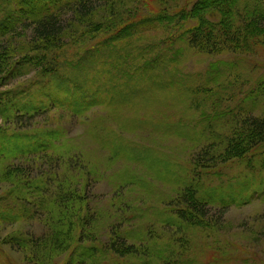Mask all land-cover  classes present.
I'll return each instance as SVG.
<instances>
[{
	"label": "rangeland",
	"instance_id": "obj_1",
	"mask_svg": "<svg viewBox=\"0 0 264 264\" xmlns=\"http://www.w3.org/2000/svg\"><path fill=\"white\" fill-rule=\"evenodd\" d=\"M188 1L193 0H165V6L169 12L176 11ZM169 36V28L160 26L137 33L132 37L133 41L129 38L115 41V46L122 49V55L131 54L135 58H131L133 67L141 61L138 56L144 47L157 44L161 53L178 57L171 63L165 61L155 65L154 70H167L166 82L185 84L189 90L199 88L201 94L192 101H184L183 92L169 88L160 91L150 82L147 88L135 89L140 96L119 101L126 104L121 108L101 105L81 114L71 113L65 105L49 109L32 121L31 130L47 128L54 131L53 139L48 140L52 146L50 156L54 160L48 163L35 159L32 168L36 173L40 166L49 165L50 170L57 172V180H61L67 174L63 163L70 167L69 159L76 161L78 155L84 158L91 173L82 190L85 189L88 198L85 200L87 212L95 215L90 223L93 232L96 228V245L108 247L112 240L110 234L116 229L129 245L148 248L147 255L124 257L106 249L107 254H100L98 264H264V172L260 171L258 162L250 163L247 157L218 166L214 176L202 174L203 193L213 186L226 192V199L229 194L235 197L227 206L219 201L210 205V215L216 220L210 228L179 223L168 209L170 201L182 189L178 179L189 178L191 155L209 143L207 133L212 136L223 134L226 121L240 110L248 112L252 109L253 114L262 112L254 102L261 101L256 95L264 92V47L209 55L190 49L184 41H169ZM74 46L82 47L81 43ZM73 49L66 46L69 55L73 54ZM152 49L157 50L156 47ZM157 59L161 62V58ZM217 67L220 71L214 70ZM111 69L114 75L120 76L122 70L118 65ZM35 78L33 73L24 74L2 90L16 87L26 90ZM119 80L115 78L111 82L122 83ZM124 84L127 88L123 92L134 95L135 83L124 81ZM120 90L118 86L114 90L113 93L117 92L115 99L122 97ZM60 97L64 99L62 95ZM44 100V104H48ZM66 101L62 104H67ZM5 121L0 117V126H6ZM7 127L15 128L12 124ZM19 163L26 165V160L13 161L8 156L0 161V197L3 198L0 199V214L18 216L13 222L0 216V264H27V260H31L29 254H34L33 243L22 248L14 236L31 241V237H43L50 232V220L45 211H51L49 198L54 188H42L31 194L23 192V197L18 196L19 192L7 195L11 182L5 169ZM53 171L47 174L51 175L52 184L57 181ZM40 199L48 201L44 214L28 209L29 201L37 200L39 204ZM81 234L84 236L86 231L76 228L70 248L47 263L64 264L73 257ZM180 236L188 242L185 244L189 250L182 257L171 254L172 261L170 256L162 260L165 257L162 253L171 252L173 240ZM82 264H91V261Z\"/></svg>",
	"mask_w": 264,
	"mask_h": 264
},
{
	"label": "trees",
	"instance_id": "obj_2",
	"mask_svg": "<svg viewBox=\"0 0 264 264\" xmlns=\"http://www.w3.org/2000/svg\"><path fill=\"white\" fill-rule=\"evenodd\" d=\"M165 3V0H0V117L6 120L7 125L15 126H0V161L8 156L13 161L26 160V165L19 163L6 167L5 175L11 182L7 195L19 192L17 195L23 197V192L31 194L42 188L55 190L50 192L51 211H45L48 201L44 199H40L42 202L39 204L37 200L28 202V209L42 214L48 212L50 232L43 237H31V241L13 238L22 248L33 243L34 249L31 250L34 254H29L31 260H27V264H48L53 257L69 249L76 228L85 230L86 234L83 236L82 232L75 245L77 250L64 264H82L88 260L91 264H98L100 254H107L106 249L120 257L148 254V248L141 249L146 246L129 245L116 229L110 234L112 240L108 247L96 245V228L93 232L91 226L95 215L87 212L85 200L88 198L85 189L82 190V186L87 185V175L91 173L84 158L78 155L76 161L69 159L70 167L63 163L67 174L61 180H57V172L50 170L52 167L49 165L40 166L36 173L32 168L35 159L48 163L54 160L50 156L52 146L48 142L53 139L54 131L47 128L31 130L32 121L49 109L65 105L64 108L71 113L81 114L101 105L121 108L126 104L119 101L140 96L141 93L135 89L147 88L150 82L155 83L160 91L169 88L183 92L184 101H192L201 94L199 88L189 90L185 84L166 82L167 70H154L155 65L165 61L171 63L178 56H167L160 52L157 44H151L139 52L141 61L131 67L135 58L131 54L122 55V49L116 48L115 41L131 40L144 30L164 26L169 28V41H184L199 53L216 55L264 47V0H193L171 12ZM80 43L82 47L78 45L75 48L74 45ZM66 46L74 48L73 54H68ZM155 47L157 50L152 49ZM125 56L127 60L123 61ZM158 57L161 58L159 63ZM115 65L122 70L120 76L110 70ZM214 70L220 71V68ZM27 73H33L36 78L26 90L20 87L2 90ZM115 78L122 83L115 81L112 84ZM124 81L135 83L134 95L123 92L127 88ZM117 86L121 88L119 95L122 94L119 99L117 96L115 99L117 92L113 93ZM44 99L48 104H44ZM65 99L67 104H62ZM256 99L258 102L255 101L254 105L262 108L260 114H253L252 109L248 112L240 110L226 121L223 134L212 136L208 132L209 143L191 155L189 178L178 179L182 189L170 201L168 208L179 223L200 229L210 228L216 222L210 215V205L219 201L227 206L235 198L229 194V199H226V192L220 187L208 186L203 193V173L214 176L218 166L247 157L250 163L258 162L260 171L264 172V92L256 95ZM52 171L57 180L53 184L51 175H47ZM24 207L26 209L27 206ZM0 216L11 222L18 219L17 215L10 213ZM182 240L181 236L173 240L171 252L162 253L165 256L162 260L170 256L172 261L171 254L182 257L189 250L188 242L180 243Z\"/></svg>",
	"mask_w": 264,
	"mask_h": 264
}]
</instances>
